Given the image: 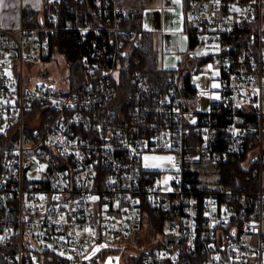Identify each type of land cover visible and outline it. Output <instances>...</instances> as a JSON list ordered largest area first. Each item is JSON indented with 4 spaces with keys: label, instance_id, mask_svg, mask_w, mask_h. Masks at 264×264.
Segmentation results:
<instances>
[{
    "label": "built area",
    "instance_id": "2783aa9c",
    "mask_svg": "<svg viewBox=\"0 0 264 264\" xmlns=\"http://www.w3.org/2000/svg\"><path fill=\"white\" fill-rule=\"evenodd\" d=\"M179 4L189 48L165 87L144 72L123 0H50L37 24L0 21L3 264H119L121 249L131 264H264V0ZM66 31L86 51L63 47ZM57 56L63 79H35ZM188 56L218 87L188 92ZM241 159L259 163L255 191L222 179Z\"/></svg>",
    "mask_w": 264,
    "mask_h": 264
},
{
    "label": "rangeland",
    "instance_id": "374dc122",
    "mask_svg": "<svg viewBox=\"0 0 264 264\" xmlns=\"http://www.w3.org/2000/svg\"><path fill=\"white\" fill-rule=\"evenodd\" d=\"M123 0V3L127 5L130 9L133 10V6L137 4L143 7V11L150 13L152 8L160 9L165 12L169 2L166 0ZM144 3V6L142 5ZM173 13L177 16V21L174 25H169L166 22V19H163L160 23H155L153 25V20L150 21V25H153L155 32V43L156 46L159 47L158 55L160 58V63L165 66L167 69H174L177 67L179 62L184 59L185 53L189 48V43L185 38V33H183V18L180 14L181 5L178 3L176 8H171ZM172 13V14H173ZM161 19L159 18L158 21ZM176 48L175 50H166L165 45L167 43H171ZM161 47V48H160ZM58 61L61 65L56 64L55 61H47V62H37L33 71L41 70L40 73H34L35 79H55L56 83H59L63 79V71H64V58L62 56H57ZM196 59H193L191 56L186 58V62L182 69V84H185L186 80L190 81V83L196 87L198 93L211 91L213 89V85L215 84L212 79L213 71L209 70V66L207 64H196ZM211 96H216V94L212 93ZM211 96H203L202 107L207 110L210 105ZM216 171V168L212 169ZM204 177L207 179L208 176L206 172H202ZM212 174V173H211ZM212 180H215V175L212 174ZM130 251H124L121 249L117 255L119 264H131L129 260Z\"/></svg>",
    "mask_w": 264,
    "mask_h": 264
},
{
    "label": "trees",
    "instance_id": "16d2710c",
    "mask_svg": "<svg viewBox=\"0 0 264 264\" xmlns=\"http://www.w3.org/2000/svg\"><path fill=\"white\" fill-rule=\"evenodd\" d=\"M92 2L93 0H87ZM46 8L42 12H47ZM40 11L33 9H25L23 12V26H29L32 24L39 23L40 16L42 14ZM127 26L137 28L142 32L143 44L140 50V55L143 59L142 67L144 72L149 76L152 83L165 87L168 82L169 75L171 74V69L164 68L160 63V58L158 55V47L155 43V36L153 31L147 29L143 24V14L141 12H136L125 23ZM63 39L60 40L62 46L69 48L74 56H79L82 51H86V44L80 43V34L78 31H66L63 32ZM186 88L190 94H195L197 89L194 87L190 81L186 80ZM222 144V142H221ZM255 146V144H254ZM252 146V148L254 147ZM244 159L231 161L225 163L221 166L220 170L222 172V179L229 185L234 187H244L250 191H255L259 188V176L255 173V169L259 167L258 162H250V167L247 168ZM250 174V179L248 175ZM164 212L154 213V225L157 226L159 231H162L165 221ZM3 256L0 251V264H3Z\"/></svg>",
    "mask_w": 264,
    "mask_h": 264
},
{
    "label": "crops",
    "instance_id": "0c3cea01",
    "mask_svg": "<svg viewBox=\"0 0 264 264\" xmlns=\"http://www.w3.org/2000/svg\"><path fill=\"white\" fill-rule=\"evenodd\" d=\"M169 2V5L166 8V11L163 12L160 9L152 8L150 13L144 12L143 7L137 4L133 6V11L141 12L143 14V24L144 26L153 31L154 36L157 30H154V21L155 23H160L163 19H166L167 24L174 25L177 21V16L173 13L171 8H176L178 3L173 2V0H166ZM50 0H5V7H1L0 21L2 26L7 30H17L23 25V12L25 9H33L36 11H44L48 7ZM140 2V0H138ZM137 2V3H138ZM144 6V3L142 4ZM173 13V14H172ZM153 20V25H150V21ZM161 19L158 21V19ZM183 33L184 30L182 31ZM168 43L164 46L167 48ZM172 42H171V45ZM159 48V47H158ZM161 48V47H160ZM216 94V92H214ZM217 95V94H216Z\"/></svg>",
    "mask_w": 264,
    "mask_h": 264
},
{
    "label": "snow or ice",
    "instance_id": "6c2138e0",
    "mask_svg": "<svg viewBox=\"0 0 264 264\" xmlns=\"http://www.w3.org/2000/svg\"><path fill=\"white\" fill-rule=\"evenodd\" d=\"M173 2L179 3V0H173ZM5 6H7V5H5V0H0V7H5ZM209 67H211V65ZM213 87H218V85L214 84ZM145 159L146 160H149V159H152V160H163V159H171V157H145ZM146 166H148V165H146ZM151 166L155 167V166H158V165H151ZM167 179L168 178H166V180ZM93 199H95V197H93Z\"/></svg>",
    "mask_w": 264,
    "mask_h": 264
}]
</instances>
